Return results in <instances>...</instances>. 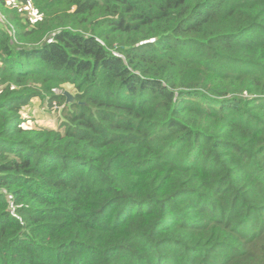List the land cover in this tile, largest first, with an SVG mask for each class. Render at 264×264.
<instances>
[{"label":"trees","instance_id":"obj_1","mask_svg":"<svg viewBox=\"0 0 264 264\" xmlns=\"http://www.w3.org/2000/svg\"><path fill=\"white\" fill-rule=\"evenodd\" d=\"M0 264H264V0H0Z\"/></svg>","mask_w":264,"mask_h":264},{"label":"rangeland","instance_id":"obj_2","mask_svg":"<svg viewBox=\"0 0 264 264\" xmlns=\"http://www.w3.org/2000/svg\"><path fill=\"white\" fill-rule=\"evenodd\" d=\"M27 6V4H24L25 8H27ZM32 8L33 7H30L27 11L23 12L24 17L28 15L32 20L39 18L42 14L34 12ZM62 89L68 91L70 86L66 85L62 87ZM46 99L47 97L45 96H35L28 104L23 106L22 114L23 118H25L23 122L25 125H29L33 128L59 129V123L62 120L63 106L56 102H47Z\"/></svg>","mask_w":264,"mask_h":264},{"label":"water","instance_id":"obj_3","mask_svg":"<svg viewBox=\"0 0 264 264\" xmlns=\"http://www.w3.org/2000/svg\"><path fill=\"white\" fill-rule=\"evenodd\" d=\"M64 94L66 95V102L68 103V102H71L72 101V99H73V97L67 92V91H65L64 92Z\"/></svg>","mask_w":264,"mask_h":264}]
</instances>
